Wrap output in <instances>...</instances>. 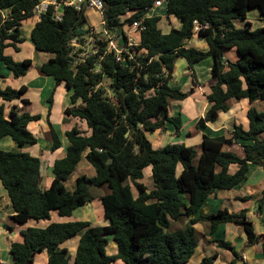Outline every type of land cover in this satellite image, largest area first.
<instances>
[{"label": "trees", "instance_id": "trees-1", "mask_svg": "<svg viewBox=\"0 0 264 264\" xmlns=\"http://www.w3.org/2000/svg\"><path fill=\"white\" fill-rule=\"evenodd\" d=\"M155 1L103 0L104 28L121 37L119 42L123 44L124 27L142 19L140 43L130 49L134 60L126 59L123 63L115 61L114 52L103 55L105 44L96 41L99 53L72 67L71 40L83 44L89 35L88 31L79 33L87 25L86 10L76 12L66 8L61 22L53 21L48 13L32 29L34 48L54 56L42 64L41 73L52 77L56 85L65 84L72 90V107L65 110V115L84 121L91 133L84 136L76 127L66 132L65 155L54 162V178L46 190L38 186V158L0 149V182L12 205L10 219L22 225L29 220H49L52 212L58 217H69L75 209L93 200L91 187H106L109 193L100 197V201L108 224L91 227L89 222L77 221L50 223L45 228L29 227L22 231L23 241L10 246L13 264H32L35 254L42 251L47 253V264H69L68 251L62 244L77 235L80 238L74 264H113L117 260L123 264H188L198 245L195 225L199 223L206 224L208 235L227 223L240 225L247 241L261 243L264 250V234L255 233L246 210L230 213L222 209L207 216L196 215L217 190H231L244 182L250 164L264 168L261 139L264 111L249 108L248 129L234 125L229 137L202 135L200 152L179 142L153 148L146 137L166 123L173 126L175 134L181 130V118L171 116L165 104L166 98L178 102L189 96L188 92L169 86L179 58L185 59L190 68L206 59L212 61L215 82L206 96L209 108L197 120L195 129L204 130L208 123H214L220 113L229 110L231 100L264 102V26L251 30L234 25L235 21H241L250 26L246 20L252 9H258L264 21V0H161L166 15L180 23V28H171L167 34L158 28L160 17H145ZM38 2L0 0V62L14 78L27 73L30 61L16 62L4 50L7 47L17 50L24 41L22 21L32 16ZM2 12H8L9 19L5 22L1 19ZM194 36L204 40L206 51L185 46ZM230 49L238 54L235 62L223 56ZM94 68L98 71H92ZM103 79L109 80L106 87ZM25 90L24 86L0 88V99L11 102ZM39 119V115L14 109L6 118L1 104L0 140L10 137L18 147L34 145L36 137L27 126ZM49 127L54 151L60 147V141L57 132ZM234 144L242 147V158L223 151L224 145ZM83 158L95 175L78 177L74 190L69 191L65 182ZM231 165L237 166L233 174L228 172ZM147 167L151 168L153 183L149 191L139 182ZM131 185L137 190L136 197ZM262 203L264 190L260 207ZM177 221L186 224L171 230L172 222ZM108 236H112L117 247L112 256L105 251ZM214 242L233 255L227 264H237L238 254L229 242L222 239ZM216 260L217 253H212L197 264H215Z\"/></svg>", "mask_w": 264, "mask_h": 264}, {"label": "crops", "instance_id": "crops-1", "mask_svg": "<svg viewBox=\"0 0 264 264\" xmlns=\"http://www.w3.org/2000/svg\"><path fill=\"white\" fill-rule=\"evenodd\" d=\"M3 13L7 14L6 12H2L1 15ZM153 16L160 17L158 28L163 34H167L171 28H180V23L177 19L166 15L165 3H163L161 7L150 9L145 17ZM248 22L250 23L249 19ZM263 22L264 21L262 20V26H264ZM35 24L36 20L34 18L22 21L21 35L24 38V41L21 44H18L17 50L13 47H7L4 50V54L10 56L16 62L28 59L30 61V67L27 73L22 77L14 78L12 73L3 63L0 62V88L4 89L10 87L12 89H19L24 86L26 89L25 93L19 99H15L11 102H6L0 99V105H4V115L6 118H8L11 109H14L19 113L39 115V120L30 122L27 126V129L36 137L37 142L34 145L18 147L10 137H3L0 140V149L9 152L26 153L38 158L40 160L38 186L41 190H46L54 178L52 172L54 162L65 155L68 146V141L65 136L66 132L76 127L86 136H89L91 131L86 129L84 121L65 115V110L72 107L70 100L72 90L68 89L65 84L56 85L52 77L41 73L40 67L42 64L46 63L54 56L49 53L39 52L34 48L31 41V31ZM234 25L237 24L234 23ZM86 27L87 25L83 28L86 30ZM237 27L240 26L237 25ZM90 31H94V29H91ZM185 46L195 47L201 51L207 50V44L204 40L199 39L196 36L188 40L185 43ZM223 56L230 62H235L237 60V55L231 53V51L223 52ZM211 68V59H206L195 64L192 68L188 66L183 58H179L175 62L169 86L171 88L179 89L182 92H188L189 96L183 101L174 102L179 107L174 116L181 118L182 126L179 133L176 134L178 139L169 143L179 142L186 145V143H190L191 138L198 136L197 139L199 144L194 147L200 152L202 135L208 137H229L234 125H241L244 130L248 129L249 123L247 119V111L249 108H254L258 112L264 111V103H261L262 101H254L250 103L248 100L242 99L240 101H234V106L230 105L232 102L230 101L229 110L225 113H220L214 123H208L204 130L195 129V123L199 118L203 117L209 108L206 96L210 91V86L215 82L212 78ZM200 74H203L204 78H206L204 82L200 80V77L198 76ZM194 78L196 79V83L194 82ZM24 100L26 103L23 102ZM195 104H198V111H196V113H194L195 111L193 110ZM78 105L79 102H77L76 106ZM49 124L57 132L60 141V147L54 151L51 150L52 137ZM163 127H167L168 129L173 126L170 127V124L166 123ZM162 128L159 130H162ZM157 134V148H161L168 142L166 141V136H162L160 133ZM149 135L146 134L148 140ZM160 136H162L161 139ZM261 139L264 140V134L261 135ZM152 146L155 148L153 144ZM225 146L226 145L222 148L223 151L228 152L229 148L233 147V149H237L238 147L239 151L242 153L239 154L236 152V155L241 158L244 156L243 149L239 144L227 145L228 147ZM80 164L81 162L65 182V186L69 191L74 190L75 181L78 177L86 176L92 178L95 175L92 167L85 165L83 169H79ZM146 170L150 173L151 177V168H145L144 171ZM236 170L237 166L231 165L228 172L233 174ZM260 173L263 174L260 176ZM141 181L142 179L139 182L141 183ZM147 189L149 191L152 188ZM263 190L264 168L250 164L247 179L244 182L231 190H217L214 195L204 201L196 215L207 216L222 209H226L230 213H237L241 210H246V215L251 222L252 217L256 216L259 223H263L262 226L257 227L252 222L255 233L257 235H262L264 234V217L260 214L261 207L259 205L256 206V204L260 199L259 194H262ZM90 193L93 196V200L75 209L69 217H58L56 212H52L49 220H29L27 223L20 225L10 219L13 215L12 205L7 192L4 190L0 182V264L14 263L13 257L10 254V246L15 242L21 243L23 241L22 231L29 227L45 228L50 223L77 221L89 222L91 227L106 226L108 220L104 216L100 197L108 194L109 191L106 187H91ZM245 197L247 198L246 200L244 199ZM84 208H88V214H85L82 211ZM253 210L258 212H252ZM193 217L194 216L191 218ZM184 225L180 227L178 226L176 229L184 227ZM195 230L198 245L188 264H197L204 256H209L212 253H217L215 264L229 263L233 259V255L227 250L218 248L214 242L216 239L225 240L234 247L238 254L237 264H264V250L261 243H249L240 225L234 223L221 225L212 235L207 234V226L204 223L195 225ZM79 238L80 235H77L62 244V247L66 248L68 251L69 264H74ZM107 239L108 244L105 248L106 254L109 256L115 255L117 247L112 236H108ZM32 264H47L46 251L35 254ZM113 264H123V262L117 260Z\"/></svg>", "mask_w": 264, "mask_h": 264}, {"label": "built area", "instance_id": "built-area-1", "mask_svg": "<svg viewBox=\"0 0 264 264\" xmlns=\"http://www.w3.org/2000/svg\"><path fill=\"white\" fill-rule=\"evenodd\" d=\"M164 1L157 0L148 11L152 8H158L163 5ZM73 9L76 12L82 10L92 9L98 13L101 19V37H95L94 31H91L84 43L81 44L77 39H73L70 42L72 47L70 57L72 59V67L76 68L80 64L84 63L87 59L97 55L99 53V45L96 41L103 42V55L109 52H114L116 62H125L127 60H134V54L131 52V48L136 47L140 43V33L144 30L142 25V19L133 21L130 25L124 27V35L126 37V43L119 42L121 37H117L104 28V22L102 19L103 13V0H39V2L32 9V18H35L38 22L43 15L51 14V18L55 22H61L64 15V9ZM6 16L1 15L2 22L9 19L8 12ZM126 29V30H125ZM128 29V31H127ZM198 30V26L195 27V31ZM102 59V55L99 56V60ZM92 71L97 72L98 69L94 68Z\"/></svg>", "mask_w": 264, "mask_h": 264}, {"label": "rangeland", "instance_id": "rangeland-1", "mask_svg": "<svg viewBox=\"0 0 264 264\" xmlns=\"http://www.w3.org/2000/svg\"><path fill=\"white\" fill-rule=\"evenodd\" d=\"M248 15H247V20L248 19L250 20V26H246L244 22H241V21H235V23L240 26V27H237V25H235L236 28H244V27H248L250 28L251 30L253 29H256V28H260L262 27V18L260 17V13H259V10L258 9H252V10H249L248 11ZM158 13V11H157ZM3 16L5 17L6 14L4 13ZM85 17H86V20H87V27H86V30L85 28H81L80 29V32L79 33H83L84 31H88V34L91 32L90 30L91 29H94V34H98L99 37H101V29H102V25H101V19H100V16L98 15L97 12H95L94 10L92 9H87L86 12H85ZM32 18V16L30 17ZM30 18H27V19H30ZM25 19V20H27ZM35 19V18H34ZM23 20V21H25ZM36 20V19H35ZM37 21V20H36ZM264 23V22H263ZM128 31V29H127ZM231 53H235V55H237V59H238V54L236 52L235 49H230V50H225L224 52H230ZM200 77V80H202L203 82L206 80V78H204V75L203 74H200L198 75ZM109 83V80L107 79H103V86H107ZM232 102L230 103V105H233L234 104V101L235 100H231ZM174 102H177V101H174L173 99L171 98H166V101H165V104H166V107L168 108L169 110V114L174 116V114L176 113V110L179 109L178 105L175 104ZM261 103H264L263 101ZM198 104H195L194 105V108L193 110L195 111L194 113H196V111H198ZM234 106V105H233ZM86 127V126H85ZM170 127L171 124H170ZM173 128V127H172ZM168 128L167 127H163L162 130H157L156 132H154L153 134H148L149 135V140L150 142L155 146V148H157V136L158 135L157 133H160V135L162 136H166V141L169 143V142H172V141H175L178 139V137H176V134H175V131H174V128ZM86 129H88L86 127ZM84 136H86L84 133H83ZM162 136H160V139L162 138ZM198 136H195L193 138L190 139V143H186L187 146H198ZM166 143V144H168ZM165 144V145H166ZM225 147H228L227 145ZM228 152H232L234 154L239 153L241 154L242 152L239 151L238 147L237 149H233V147L229 148ZM195 161H196V158H195ZM85 165H88V162L85 160V159H82L81 160V164L79 165L80 168L79 169H83V167ZM91 167V166H90ZM148 168V167H147ZM150 168V167H149ZM144 171V170H143ZM263 173H260V176L262 175ZM141 183H143V185H145L147 188L151 189L152 186H153V183H152V179L150 177V173L146 171H144L143 173V178H142V181ZM131 192L133 194V197H136L137 196V190L131 185ZM262 197V194H259V198ZM260 200V199H259ZM93 205V204H92ZM260 205L259 204V201L257 202L256 206ZM85 214H88V208H84L82 210ZM252 212H258L256 210H253ZM260 214L262 215V217H264V203L261 204V211H260ZM186 221H177V222H172L171 224V230H174L176 229L178 226H183L185 224ZM252 222L257 226V227H260L263 225L259 223L258 221V218L256 216H253L252 217Z\"/></svg>", "mask_w": 264, "mask_h": 264}, {"label": "water", "instance_id": "water-1", "mask_svg": "<svg viewBox=\"0 0 264 264\" xmlns=\"http://www.w3.org/2000/svg\"><path fill=\"white\" fill-rule=\"evenodd\" d=\"M107 163H110V161H107Z\"/></svg>", "mask_w": 264, "mask_h": 264}]
</instances>
